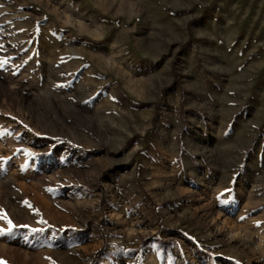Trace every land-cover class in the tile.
<instances>
[{
	"label": "rangeland",
	"instance_id": "1",
	"mask_svg": "<svg viewBox=\"0 0 264 264\" xmlns=\"http://www.w3.org/2000/svg\"><path fill=\"white\" fill-rule=\"evenodd\" d=\"M0 230L2 264H264V0H0Z\"/></svg>",
	"mask_w": 264,
	"mask_h": 264
},
{
	"label": "bare ground",
	"instance_id": "2",
	"mask_svg": "<svg viewBox=\"0 0 264 264\" xmlns=\"http://www.w3.org/2000/svg\"><path fill=\"white\" fill-rule=\"evenodd\" d=\"M127 264H138V261H137V260H132V261H130V262L127 263Z\"/></svg>",
	"mask_w": 264,
	"mask_h": 264
},
{
	"label": "snow or ice",
	"instance_id": "3",
	"mask_svg": "<svg viewBox=\"0 0 264 264\" xmlns=\"http://www.w3.org/2000/svg\"><path fill=\"white\" fill-rule=\"evenodd\" d=\"M9 224H11V221H9ZM0 231H2V230H0ZM0 264H2V262H0Z\"/></svg>",
	"mask_w": 264,
	"mask_h": 264
}]
</instances>
